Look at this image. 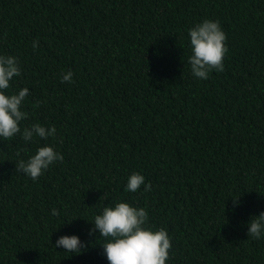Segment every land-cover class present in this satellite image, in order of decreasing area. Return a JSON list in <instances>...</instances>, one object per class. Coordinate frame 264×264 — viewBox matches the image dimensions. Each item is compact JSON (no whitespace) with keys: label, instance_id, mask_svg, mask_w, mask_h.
Masks as SVG:
<instances>
[{"label":"trees","instance_id":"trees-1","mask_svg":"<svg viewBox=\"0 0 264 264\" xmlns=\"http://www.w3.org/2000/svg\"><path fill=\"white\" fill-rule=\"evenodd\" d=\"M206 18L228 51L197 80L186 30ZM0 54L19 58L12 88H29L21 128H56L0 141V264H108L88 231L116 199L167 230L166 264H264V238L246 235L264 210V0H0ZM37 143L63 161L34 181L14 162ZM133 171L152 191L124 190ZM65 234L81 254L53 247Z\"/></svg>","mask_w":264,"mask_h":264},{"label":"clouds","instance_id":"clouds-1","mask_svg":"<svg viewBox=\"0 0 264 264\" xmlns=\"http://www.w3.org/2000/svg\"><path fill=\"white\" fill-rule=\"evenodd\" d=\"M186 32L190 75L197 80H207L212 71L223 72V60L228 49L225 43L226 34L219 21L206 18L193 23ZM37 46V41L33 40L32 48L35 50ZM20 76L19 58L0 54V141L13 139L17 134L25 143L36 138L47 141L55 137L54 125L46 127L36 122L23 128L20 126L21 121L27 118L23 105L29 93L28 87L12 88V83ZM72 77V71L68 70L61 73L60 81L70 83ZM62 161L63 154L52 144L37 143L35 150L26 159H18L14 164L16 171L35 181L51 165ZM152 187L151 182L146 181L140 172L133 171L126 176V192H150ZM239 196L230 198L233 207L239 206ZM50 214L57 216L59 212L52 208ZM90 223L92 227L88 234L92 236L98 233L97 239L103 238L99 245L108 264H166L168 250L172 246L170 237L165 228H157L149 223V214L144 207L116 199L105 204ZM246 226L247 237L255 240L264 238V210L258 215L250 216ZM53 247L62 248L64 252L81 254L87 243L77 234H65L57 237Z\"/></svg>","mask_w":264,"mask_h":264}]
</instances>
